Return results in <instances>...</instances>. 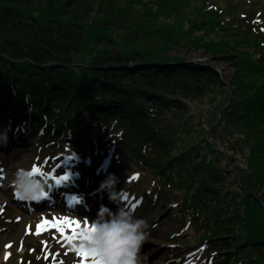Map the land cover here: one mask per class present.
Listing matches in <instances>:
<instances>
[{"label":"trees","instance_id":"obj_1","mask_svg":"<svg viewBox=\"0 0 264 264\" xmlns=\"http://www.w3.org/2000/svg\"><path fill=\"white\" fill-rule=\"evenodd\" d=\"M166 1L179 7L189 0ZM95 3L0 0V120L5 128L11 119L23 123L26 115V123L38 128L39 123L46 125L48 135L67 139L71 134L87 142L84 153L95 157L96 144L107 136L104 127L113 129L110 124L114 122V130L122 131L119 150L126 149L138 167L151 169L150 176L157 181L145 185L144 191L164 190L176 207L175 221L182 228L189 225V231L196 229V241H190L187 233L181 243L211 245L219 257L215 264H264V208L249 196L254 191L264 200L263 166L242 174L241 183L238 175L234 179L222 169V160L216 158L204 167L205 157L215 148L206 142L197 150L205 138L199 134L193 138L192 125L185 123L176 129V119L168 122L162 117L169 109L184 116L188 104L203 103L213 78L216 85L220 80L218 74L166 56L163 50H156L160 46L154 40L145 41L130 21L116 24L108 17L107 6ZM198 8L199 25L241 34L243 41H254L258 55H264V32L258 33V26L234 18L236 13L230 9L217 11L211 0H200ZM197 13L199 16L198 9ZM193 24L187 30L195 31ZM261 59L264 66V57ZM253 91L240 93L250 103L248 109L258 112L264 96L251 94ZM251 96L255 98H248ZM239 103L233 100L225 113L228 121L242 117L235 113ZM211 132L216 148L221 146L228 161H236L228 156L236 146L224 141L226 130L219 127ZM188 134L191 149L175 155L178 136ZM260 150L264 146L255 155L263 162ZM200 157L204 161H198Z\"/></svg>","mask_w":264,"mask_h":264},{"label":"rangeland","instance_id":"obj_2","mask_svg":"<svg viewBox=\"0 0 264 264\" xmlns=\"http://www.w3.org/2000/svg\"><path fill=\"white\" fill-rule=\"evenodd\" d=\"M99 1H101L103 6H107L108 17L112 18L116 24H120L122 21H130L134 25L133 29H137L145 41L150 38L160 46L156 50H163L165 55L170 58L200 65L203 69L212 70L218 74L220 80L216 85V81L213 78V84H210L212 89L203 103L191 102L188 104V111L184 116L173 109H169L162 116L168 122L176 119L177 123H173L176 129L184 126L185 123L192 125L190 131H193V138L198 134L205 138V141L200 145L203 147H199L197 150L204 148L206 142L210 143L213 149L215 148V152L211 151V154L205 157L206 162L203 157H200L198 161L202 162L203 160L205 167L207 163L214 161L216 158L222 160L219 161L222 169L227 170L228 174L233 178L234 175H238V183H241V175H248L254 170L255 166H263L264 168V161L262 162L260 157L255 155L256 149L264 146V138L261 137V135H264V104L261 105V109L259 108L260 111L253 110L251 112L248 109L250 103L243 99V95L241 96L240 93L242 91L247 94V92L254 90L251 94L253 93L259 97L264 96V66H262L263 60L261 59L264 55H258L260 51L256 49L253 44L254 41L249 40L246 42L243 41L244 39L242 40L243 35L241 34L239 37L236 36V33L226 34V31L215 30L209 25L205 24V27L202 24L199 25V21H202L199 19L201 13L198 8L200 0H189L186 5L179 7L175 3L171 4L167 1L165 2V0H96L95 4H99ZM211 1L217 11H221L224 8L230 9L236 13L237 17L234 18H244L251 27L252 24H259L258 33L264 32V0ZM52 5H55V3L53 2ZM197 9L199 10V16ZM97 15L101 17V14ZM197 16L198 19L195 20ZM191 22L194 23L192 28L195 29L192 32L187 30ZM202 28H207L208 31ZM81 67V65L78 66V68ZM236 92H238L237 95H235ZM248 98L255 97L251 96ZM235 99L240 102L236 106L235 113L243 115L240 118H234L233 121H228L225 113H227V110L229 111ZM241 100L243 103H241ZM223 101L224 105H221ZM216 107L219 109L217 110ZM230 112L234 114L233 111L230 110ZM176 113L177 115H175ZM256 115L258 116L257 119H255ZM219 127L223 131L226 130L227 136L224 141L236 146L234 153L231 152V155H228L230 157L233 156L236 161L233 159L232 162L228 161L226 150L224 152L221 146L218 149L214 145L215 142H213L211 130ZM21 133L23 134V132ZM29 134L30 132L26 135L27 138L30 136ZM40 135L42 134L38 133L32 143L29 139H26L28 144L24 147H13L8 154L2 152L0 163L3 162V164L0 165V178L5 175L8 181L5 182V185L2 184L3 190H0V264H4L3 259L6 258L12 260L9 264H14L15 262L28 264L26 261L29 260H34L37 264H44L41 261L42 259L45 261L44 258H50L51 264H80L83 261V257L79 256L71 246L79 239V236L69 242L65 239V235L60 230L51 227V224L57 223V218H68L72 221H79L81 224L79 230L84 229V224L94 219L101 207L100 199L102 197L90 200L88 198L96 192L101 195L103 193L101 191L102 183L113 174L118 177L122 172L125 176L133 175L131 176L132 178L136 176L142 178L141 176L144 175L147 178L145 179L147 182H152L153 180V177L149 175L151 169H142L135 165L136 160L130 158L131 156L127 150H122L120 153L122 157L117 158L113 153L114 144L113 146L108 144V146L99 148L102 154L101 164L100 169L96 170L89 166L91 162H85L81 158L82 150L79 145L71 146L70 142H63L60 147H41L40 138L42 136ZM189 135L178 136L179 141H177V146L173 150L175 155L179 156L186 150L191 149ZM255 135L257 138H253ZM116 136L118 137L119 134L114 132L113 137ZM11 141L13 143V140ZM28 141H30V144ZM226 147L228 148V145ZM59 149L63 152L56 158L57 161L56 159L45 160L47 156ZM113 160L115 165L111 164ZM81 164L87 166L88 169L85 170ZM22 167L39 168L43 173H46L45 179L51 181V190L53 191V187L57 188V181L52 178L53 175L62 178L67 174L70 179L74 175H83L85 179L90 177L93 180H99V183H101L99 188L90 190L89 193H87L88 183L86 180H84L83 185H79V194L85 199V207L79 208L85 209L84 211L89 209L95 216L82 215L80 212H78V216H74L73 212L66 210L64 212L57 209L43 213L27 212L28 204L15 200L17 197L12 187V179L15 172ZM109 168L112 170L110 169L108 172ZM137 171H140L142 175H138ZM119 180L118 189L123 191L126 187V178L119 177ZM263 180L264 176L261 181ZM67 181L61 179L60 183L64 184ZM259 189L263 188L259 187ZM5 190L7 192H4ZM51 190L50 193H52ZM54 193L56 194L55 191ZM125 193L127 194L126 191ZM131 194L133 198L131 200L128 199L126 204H129L130 209H133V205H137L135 214L137 218L148 222L151 237H163L160 239L159 244L153 242L154 245L149 250L150 253L155 256L158 255V257L150 259L149 255L142 249L140 253L141 264H212L210 262L211 257L206 256L204 258L199 248L191 246L193 251L190 252L186 247L188 244H184L183 247L176 245L175 239L179 238L178 231L182 227L178 221L175 222L173 220L176 209L171 207L169 195L167 197L165 192H162L158 195V200L152 202L145 195ZM64 196L65 193L62 194V197ZM249 196L257 199L264 208V200L259 197V194L253 191L249 193ZM137 197H139V200H137ZM141 198L146 199L145 204H142ZM105 199L104 203H106ZM104 203L103 205L108 206L113 211L118 210L114 206ZM22 206L27 210H23ZM92 206L94 207L92 208ZM45 220L48 221V226L46 229L42 228L38 233L37 226L43 225ZM183 230L185 234L180 238H185L188 233L191 236L189 240L192 242L193 240L196 241L197 231L195 228L187 233L186 227ZM66 234L71 236L73 231L68 229ZM161 250H163V255ZM91 260L92 258L89 257L90 263Z\"/></svg>","mask_w":264,"mask_h":264},{"label":"clouds","instance_id":"obj_3","mask_svg":"<svg viewBox=\"0 0 264 264\" xmlns=\"http://www.w3.org/2000/svg\"><path fill=\"white\" fill-rule=\"evenodd\" d=\"M8 143V130L0 131V146L6 147ZM46 175L37 173L34 167L19 168L12 179L14 194L27 204L43 202L52 187ZM119 183V177L113 174L101 185V191L108 194L118 210L101 205L90 227L71 246L76 252L94 254L101 264H141L140 253L150 239V226L127 206L128 196L125 190L118 189Z\"/></svg>","mask_w":264,"mask_h":264},{"label":"snow or ice","instance_id":"obj_4","mask_svg":"<svg viewBox=\"0 0 264 264\" xmlns=\"http://www.w3.org/2000/svg\"><path fill=\"white\" fill-rule=\"evenodd\" d=\"M35 171H36L37 173L43 174V172H42L39 168L35 169ZM52 178H53L54 180H56L57 183H60V182H61V179H62L63 181H67V180L70 179L69 175H67V174L64 175L62 178H58V177H56L55 175H53ZM134 179H139V176L134 177ZM126 198H127V197H126ZM132 207H133V209H135V208L137 207V205H133ZM59 219H60V218H57V220H59ZM79 225H80V222H79V221H72V220H70V219H68V218H64L63 223H52V224H51V227L60 230L61 233L65 235V239H66L67 241L71 242L72 240L76 239L77 236H80L81 232L85 229V228H84V229H81V230H79V231H76V229H79ZM47 226H48V221L45 220V222H44L43 225H38V226H37V232L39 233V231H40L42 228H45V229H46ZM69 226H71V227L74 229V231H73V235H71V236H68V235L66 234L67 228H68ZM77 254H78L79 256H81V257L84 258L85 264H88V258H89V257L92 258V260H91V264H101V261H100L98 258H96L94 254H91V253H88V252H77Z\"/></svg>","mask_w":264,"mask_h":264},{"label":"bare ground","instance_id":"obj_5","mask_svg":"<svg viewBox=\"0 0 264 264\" xmlns=\"http://www.w3.org/2000/svg\"><path fill=\"white\" fill-rule=\"evenodd\" d=\"M35 137H37V134L35 133L33 136H30V137H28V138H25V139H29L30 141H31V143L34 141V139H35ZM12 139L11 138H9V143H8V145L6 146V147H4V148H6V149H8V147H14L13 146V143H12V141H11ZM30 141H28L29 142V144H30ZM14 142V141H13ZM26 144H28L27 142L24 144V146L26 145ZM3 147L2 146H0V149H2ZM83 178V176H78V179H82ZM3 182H7L8 181V179H7V177L5 176L3 179ZM7 190V189H6ZM4 191V192H7V191ZM28 206H30V204H28ZM37 209H39V208H35L34 210H37ZM82 212H83V210H82ZM89 212H87V214H88ZM85 215V214H84ZM93 215V214H92ZM59 222H60V220H59ZM81 227V224L79 225V228ZM87 227H90V221H87L85 224H84V228H87ZM161 238H163V237H160V238H154V237H151L150 236V239H149V241L144 245V247H143V249L145 250V252L149 255V258L150 259H154V258H156V257H158V255L157 256H155L153 253H150L149 252V250H151V247H153V242L155 243H157V244H159L160 243V239ZM161 254L163 255V250H161ZM161 255V256H162ZM166 259V258H165Z\"/></svg>","mask_w":264,"mask_h":264}]
</instances>
